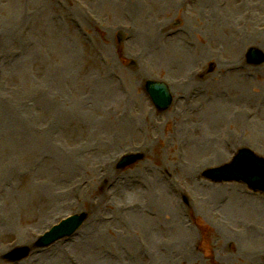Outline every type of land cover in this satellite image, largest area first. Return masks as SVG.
<instances>
[{"label": "rangeland", "instance_id": "rangeland-1", "mask_svg": "<svg viewBox=\"0 0 264 264\" xmlns=\"http://www.w3.org/2000/svg\"><path fill=\"white\" fill-rule=\"evenodd\" d=\"M263 36L264 0H0V264H40L37 235L79 213L64 264H264V198L201 176L216 153L264 156L247 122L264 64L244 63ZM210 62L240 70L217 86ZM152 78L190 82L158 112ZM124 154L141 161L118 170ZM16 246L29 256L10 263Z\"/></svg>", "mask_w": 264, "mask_h": 264}, {"label": "water", "instance_id": "water-1", "mask_svg": "<svg viewBox=\"0 0 264 264\" xmlns=\"http://www.w3.org/2000/svg\"><path fill=\"white\" fill-rule=\"evenodd\" d=\"M157 90L164 94L162 89ZM153 99L156 100L155 95H153ZM166 99H168V96H166L165 101ZM224 173L222 172V174ZM238 177L247 180L253 188L264 191V159L256 157L249 151L240 153L236 157L234 164L227 170V176L224 179H238ZM70 221L71 223L68 226L62 227L63 234L73 231L80 224L81 219L75 217Z\"/></svg>", "mask_w": 264, "mask_h": 264}, {"label": "bare ground", "instance_id": "bare-ground-1", "mask_svg": "<svg viewBox=\"0 0 264 264\" xmlns=\"http://www.w3.org/2000/svg\"><path fill=\"white\" fill-rule=\"evenodd\" d=\"M254 41H257V42H260V46L262 47V48H264V36L263 37H260L259 38V40H257V39H255ZM252 43V42H251ZM249 48H251V47H249ZM264 50V49H263ZM178 51H181V50H179V48H178ZM153 75H151V77H152ZM141 77H142V75H141ZM144 77H146V76H144ZM143 78V77H142ZM190 82V81H189ZM189 82H187V83H178V84H176V82H173V85H172V89H174V91H177L178 89H180V88H182V87H184V86H187L188 84H189ZM191 85H193V84H191ZM251 88V87H250ZM239 91H242V89H239ZM255 95H259V97L260 96H262L261 95V92H255ZM262 109H263V117H264V104H263V106H262ZM255 111H258L257 113H255V117H254V119L253 120H249V121H247L248 122V125H252V124H256L259 120H261L263 123H264V119H263V117L262 116H260V111H262L261 109H260V107L259 108H256V110ZM241 114V113H240ZM216 115H217V113H216ZM242 115V114H241ZM236 119H239L238 117L236 118ZM242 120H244L243 118H242ZM217 121H219L218 119H217ZM245 121V120H244ZM238 122V121H237ZM219 153H216V154H214V160L213 161H217V162H220L221 161V158H223V156H221V157H219ZM149 207L150 208H154L158 213H160V212H165V209L163 208V206H161L160 204H159V210H157L154 206H152V203H150L149 204ZM92 225L94 226V224L92 223ZM71 242H73V240L71 241ZM71 242H68L67 244H70ZM183 243V242H182ZM58 245V244H57ZM57 248H59L60 249V247H57L55 244L54 245H52L51 247H48L47 249H49V250H47V251H45L44 253H48L51 249L53 250L52 252H53V254H54V256H53V259H51V258H49V262H48V260L44 257V255H42L41 257H42V259H43V261H46V262H48V264H64L63 263V260H62V257L60 256V254L58 253V251H57ZM63 255V254H62ZM64 256V255H63ZM65 257V256H64ZM51 260L53 261L52 263H51ZM168 264H174L173 263V261H171L170 263H168Z\"/></svg>", "mask_w": 264, "mask_h": 264}]
</instances>
